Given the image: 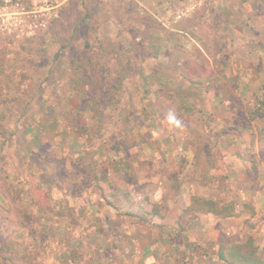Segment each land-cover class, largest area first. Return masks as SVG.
Listing matches in <instances>:
<instances>
[{"label":"rangeland","instance_id":"1","mask_svg":"<svg viewBox=\"0 0 264 264\" xmlns=\"http://www.w3.org/2000/svg\"><path fill=\"white\" fill-rule=\"evenodd\" d=\"M256 135L264 0H0V247L18 264L264 258Z\"/></svg>","mask_w":264,"mask_h":264},{"label":"crops","instance_id":"2","mask_svg":"<svg viewBox=\"0 0 264 264\" xmlns=\"http://www.w3.org/2000/svg\"><path fill=\"white\" fill-rule=\"evenodd\" d=\"M213 2H214V0H213ZM227 7H229V5ZM213 11L215 12L216 10L213 9ZM259 12L260 11H258L257 14H256V10H252V12H251L252 15L251 16H253V21L250 18L245 17L244 20H240V23L242 22L247 27L249 26L248 28L254 29L253 28V25L255 24V21H254L255 16L256 15L257 16L260 15L258 17V19L261 22H262V19H263V17L261 16L262 13L259 14ZM230 13H232V10H230ZM235 15H236V13H235ZM228 16L229 17H227L226 19H224L225 21L223 23L224 24H228V25L231 26V24H232V22L234 20L232 18L233 15L232 16L228 15ZM250 25H251V27H250ZM244 127L245 126H243V128ZM262 136H264V135H261V136L256 135L255 136L256 145H257L256 147L257 148H256V152H255V150L252 152V153H254L253 156L255 158V172L253 171V174H255L256 184H255L254 187L248 188V189H246L244 191H245V193H247V197H249L250 199H252L254 201L253 203L255 205V208H256L257 213L259 215H262L263 216L264 215V147H263L262 143L264 144V141H263ZM259 144H261V146H259ZM239 145H240L241 151H238V152L241 153V156L243 157V158L242 157L241 158L242 159H245L247 150L243 147V145H241V142L239 143ZM229 155H230V153H229ZM238 157L240 158V155ZM198 158H200V159H204L205 158V160H208V157H207V154H206V150H202L201 149V143L198 144V153L196 155V159H198ZM242 162H244V161H242ZM257 168L259 170L258 172H257ZM198 189H199L198 187L196 188L195 186H193L192 189H191V191L193 193H197V194L202 195L204 197H208L207 194H206V190H204V188H201L199 190ZM187 205H189V202L188 201H185V206H187ZM193 212L197 214L196 216H198V215H203V216H206L207 215L208 216V215H211L212 214V213H204V214L202 213V214H198L199 212L198 213L196 211H193ZM196 216H195V218H196Z\"/></svg>","mask_w":264,"mask_h":264},{"label":"trees","instance_id":"3","mask_svg":"<svg viewBox=\"0 0 264 264\" xmlns=\"http://www.w3.org/2000/svg\"><path fill=\"white\" fill-rule=\"evenodd\" d=\"M194 205L205 213L224 214L225 216L235 214L233 206L218 208L217 203L210 199H196ZM243 247L241 244L231 247L225 254H220V259L229 264H264V258L256 248L248 247L244 250ZM0 264H18L15 251L7 246L0 247Z\"/></svg>","mask_w":264,"mask_h":264},{"label":"clouds","instance_id":"4","mask_svg":"<svg viewBox=\"0 0 264 264\" xmlns=\"http://www.w3.org/2000/svg\"><path fill=\"white\" fill-rule=\"evenodd\" d=\"M168 120L171 124L176 125L177 127L180 126V121L176 118L174 114H169Z\"/></svg>","mask_w":264,"mask_h":264}]
</instances>
